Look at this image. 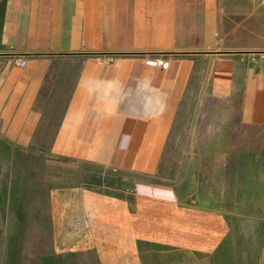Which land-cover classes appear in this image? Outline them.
Here are the masks:
<instances>
[{
    "label": "crops",
    "instance_id": "0c3cea01",
    "mask_svg": "<svg viewBox=\"0 0 264 264\" xmlns=\"http://www.w3.org/2000/svg\"><path fill=\"white\" fill-rule=\"evenodd\" d=\"M0 57L1 134L48 195L55 251L216 249L226 219L182 201L166 148L204 95L264 143V0H3Z\"/></svg>",
    "mask_w": 264,
    "mask_h": 264
},
{
    "label": "rangeland",
    "instance_id": "374dc122",
    "mask_svg": "<svg viewBox=\"0 0 264 264\" xmlns=\"http://www.w3.org/2000/svg\"><path fill=\"white\" fill-rule=\"evenodd\" d=\"M257 134L232 103L204 95L185 105L170 131L166 168L184 203L224 216L228 229L210 253L145 246L138 264H264V143ZM5 140L0 127V264H111L98 251L52 248L48 195L24 188L32 177L16 175Z\"/></svg>",
    "mask_w": 264,
    "mask_h": 264
},
{
    "label": "built area",
    "instance_id": "2783aa9c",
    "mask_svg": "<svg viewBox=\"0 0 264 264\" xmlns=\"http://www.w3.org/2000/svg\"><path fill=\"white\" fill-rule=\"evenodd\" d=\"M146 63L151 65V66L161 67L162 69H167V67L169 65L168 60L163 58V57H157L155 59H149ZM0 64H1V57H0ZM19 64H20V66H24L25 62L23 60H20Z\"/></svg>",
    "mask_w": 264,
    "mask_h": 264
}]
</instances>
